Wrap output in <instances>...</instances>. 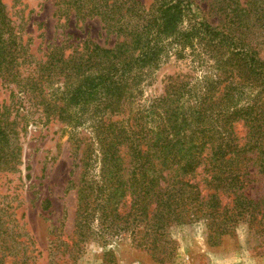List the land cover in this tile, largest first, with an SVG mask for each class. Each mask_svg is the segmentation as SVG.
<instances>
[{
  "label": "trees",
  "instance_id": "16d2710c",
  "mask_svg": "<svg viewBox=\"0 0 264 264\" xmlns=\"http://www.w3.org/2000/svg\"><path fill=\"white\" fill-rule=\"evenodd\" d=\"M249 3H221L218 10L233 28L225 32L197 20L190 0H152L147 8L138 0H55L58 19L97 18L116 38L111 48L61 40L41 68L46 79H63L60 103L43 95V111L72 129L79 169L67 189L77 199L72 259L88 243L115 239L156 263H168L184 227L203 223L209 247L233 234L237 218L253 204L237 194L244 182L233 166L247 150L237 145L233 125L242 122L251 139L264 141V62L245 36L257 26L264 29V0ZM259 6L261 15L249 18ZM12 26L0 0V75L10 72L24 51ZM174 48L177 60L188 51L204 56L213 73L200 80L199 90L185 76L168 77L162 95L125 117L126 108L140 100L150 71ZM10 74L17 82L16 73ZM87 123L91 137L80 149L77 133ZM13 125L0 119V172L10 174L21 165ZM200 167L204 196L195 180ZM259 172L264 177L262 161ZM219 191L235 195V205L221 207ZM10 202L0 207V264L9 257L30 259L24 226L15 219L18 206ZM49 207L45 200L42 209Z\"/></svg>",
  "mask_w": 264,
  "mask_h": 264
},
{
  "label": "rangeland",
  "instance_id": "374dc122",
  "mask_svg": "<svg viewBox=\"0 0 264 264\" xmlns=\"http://www.w3.org/2000/svg\"><path fill=\"white\" fill-rule=\"evenodd\" d=\"M138 1L145 8L152 3V0ZM190 1L197 20L225 32L233 29L218 10L227 0ZM236 1L250 6V0ZM3 3L24 51L14 68L0 75V119L6 124H14L21 148L18 172H0V196L4 197L0 198V207L8 201H12V207L18 206L15 219L24 226V250L30 258L22 263L19 258L9 257L4 264H160L127 241L115 239L106 244L88 243L72 259L70 244L75 239L77 199L75 191L67 189L68 182L75 183L79 176L72 152V129L58 122L55 115L43 111L45 99L60 103L64 87L62 78L51 76L46 79V74L41 71L52 45L66 40L67 45L81 46L89 41L111 48L116 38L106 34L97 18L58 19L55 0H3ZM262 8L257 7L249 18L260 16ZM245 36L258 52L257 57L264 62V29L257 26ZM175 50L161 61L158 69L150 71L148 85L142 87L140 100L126 108L125 117L129 111L144 107L162 95L168 77L185 76L199 90L200 80L213 73L211 62L203 60L204 56L201 60L188 51L183 59L177 60ZM10 73H16L17 82H13ZM33 80H37L34 86ZM43 95H46L45 99ZM89 125L87 123L77 133L83 142L80 149L85 141L89 143L90 132L85 131H89ZM233 136L237 145L247 150L233 166L234 174L244 182L243 190L237 194L243 193L253 204L250 203L248 212L241 219L237 218L233 234L224 237L218 247L206 244L203 223L182 228L176 234L178 248L174 257L161 264H264V177L259 172L261 161L264 163V141L251 139L250 129L242 122L233 125ZM195 176L203 196L206 195L202 183L206 175L202 167ZM216 194L221 207L235 205V195L220 191ZM45 200L50 202L47 210L42 209Z\"/></svg>",
  "mask_w": 264,
  "mask_h": 264
}]
</instances>
